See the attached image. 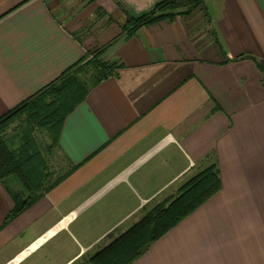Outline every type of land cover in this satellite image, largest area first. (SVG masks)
I'll list each match as a JSON object with an SVG mask.
<instances>
[{
    "label": "crops",
    "instance_id": "obj_1",
    "mask_svg": "<svg viewBox=\"0 0 264 264\" xmlns=\"http://www.w3.org/2000/svg\"><path fill=\"white\" fill-rule=\"evenodd\" d=\"M164 1L0 0V119L96 52L119 66L63 122L73 173L13 216L26 192L0 178V264L128 256L211 163L219 191L131 264H264V0Z\"/></svg>",
    "mask_w": 264,
    "mask_h": 264
},
{
    "label": "trees",
    "instance_id": "obj_2",
    "mask_svg": "<svg viewBox=\"0 0 264 264\" xmlns=\"http://www.w3.org/2000/svg\"><path fill=\"white\" fill-rule=\"evenodd\" d=\"M203 3L204 0H166L158 5V11L166 12V14H173L177 11L190 14ZM150 15L132 20L134 26L131 28V33L136 28H140L143 24L153 20L155 14ZM100 53L96 52L92 58L86 57V60L80 66L66 72L58 82L51 84L35 97L27 100L0 119V132L8 126L12 119L22 115H26V123L29 128V130L27 128L25 143L22 144L23 146L20 149L19 155L21 154V157L12 153L7 157L0 155L1 180L5 181L10 177H14L26 192L19 195L12 216L23 211L78 168V165L68 162V170L62 174L55 173L54 176L51 174L47 178L45 170L49 169V165L41 157L42 150L38 146V139L34 136V132L38 129L48 131L51 140L59 148L61 127L67 115L87 98L92 89L115 75L119 68L116 63L103 62L100 59ZM90 65L93 66L92 70L94 72L89 77L88 75L83 76V74H87ZM1 145H3V138L0 135ZM219 189V172L217 165L214 164L186 184L169 207L155 211L142 224L122 237L124 242L119 244L118 247H126L128 256L121 259L115 258V256L120 255L118 254L112 255V258L108 259L111 253L116 251V246L114 250L105 255H108L107 258L103 256L96 262L88 264H131L146 252L154 241L214 196ZM126 241L127 246L125 245Z\"/></svg>",
    "mask_w": 264,
    "mask_h": 264
},
{
    "label": "rangeland",
    "instance_id": "obj_3",
    "mask_svg": "<svg viewBox=\"0 0 264 264\" xmlns=\"http://www.w3.org/2000/svg\"><path fill=\"white\" fill-rule=\"evenodd\" d=\"M92 69L93 66H88L87 74H83V76H91L92 72H94ZM26 122V115L18 116L12 119L8 126L1 130L0 135L3 138V145L0 146V155L2 154L4 157H7L12 153L21 157V154L19 155L20 149L27 137L26 132L28 125ZM34 136L38 139V146L42 150L41 157L44 161L48 162L49 165V169L45 170V176L49 178L51 174L54 176L55 173L62 174L64 171L68 170L69 164L59 148L51 140L50 133L46 130L38 129L34 132ZM213 165V163L209 164L207 169ZM114 244L113 242L111 245ZM111 245L99 251L94 257L102 258L108 249H110ZM93 260L94 258L91 257L90 261Z\"/></svg>",
    "mask_w": 264,
    "mask_h": 264
}]
</instances>
